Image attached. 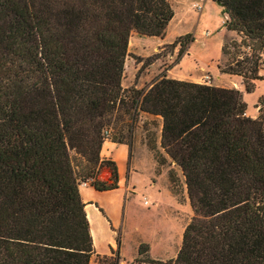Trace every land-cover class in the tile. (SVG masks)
Wrapping results in <instances>:
<instances>
[{
	"label": "trees",
	"instance_id": "trees-1",
	"mask_svg": "<svg viewBox=\"0 0 264 264\" xmlns=\"http://www.w3.org/2000/svg\"><path fill=\"white\" fill-rule=\"evenodd\" d=\"M211 1L239 37L221 46L218 69L251 93L264 80V0ZM173 16L169 0H0V264H90L78 184L118 188L100 150L124 143L111 125L129 133L141 113L161 119L159 147L180 169L193 212L165 264H264V101L250 117L235 88L164 75L147 89L121 86L131 34L164 38ZM193 42L179 37L178 57ZM102 167L108 181L97 179ZM95 256L120 261L113 249ZM134 263L162 264L145 243Z\"/></svg>",
	"mask_w": 264,
	"mask_h": 264
},
{
	"label": "rangeland",
	"instance_id": "rangeland-1",
	"mask_svg": "<svg viewBox=\"0 0 264 264\" xmlns=\"http://www.w3.org/2000/svg\"><path fill=\"white\" fill-rule=\"evenodd\" d=\"M174 17L161 40L141 37L132 33L128 44L121 86L123 89H147L159 76L184 78L203 85L235 88L242 92L247 104V115L258 114V100L264 101V80L255 82V89L247 93L242 78L219 71L218 67L226 63L221 55V46L239 37L228 32L223 21V9L211 0H169ZM198 7H202L199 10ZM191 34L194 42L188 45V54L179 68H173L179 62V45L173 44L179 37ZM259 75L264 79V56ZM123 113V111H120ZM127 119V118H126ZM128 121V120H127ZM128 123L131 124L130 121ZM133 130L111 125L110 137H118L130 147L129 166L137 173L135 176V196L126 201V190L102 194L105 205L116 206L122 200L127 204L123 215L121 210L112 214L120 229L114 233L105 219L94 221L90 217L96 250L105 254L107 244L112 238L121 239L123 249L121 257L130 262L137 251V242L142 239L149 246V256L162 264L175 258L181 244L185 226L193 217L186 194V187L180 169L164 154L159 147L161 119L147 114H140L133 123ZM152 147H155L153 149ZM166 157L164 165L157 163V154ZM170 175L173 178H170ZM83 189V188H81ZM157 190L161 193L158 195ZM123 192V193H122ZM130 196V195H129ZM148 202L144 204V202ZM93 220V221H92ZM115 251V250H114ZM117 252V251H115ZM90 264H101L96 256ZM103 264V263H102Z\"/></svg>",
	"mask_w": 264,
	"mask_h": 264
},
{
	"label": "crops",
	"instance_id": "crops-1",
	"mask_svg": "<svg viewBox=\"0 0 264 264\" xmlns=\"http://www.w3.org/2000/svg\"><path fill=\"white\" fill-rule=\"evenodd\" d=\"M202 10V7L201 9ZM224 14V13H223ZM225 19L223 21V24L227 18V16L224 14ZM174 17V16H173ZM173 19V18H172ZM171 23V21H170ZM169 23V24H170ZM168 28V27H167ZM167 31V30H166ZM152 39L155 40H161L163 38H157V37H151ZM189 49V48H188ZM188 49L186 54L179 60V62H177L173 68H179V66H181V64L183 63V60L185 59L186 56H189L188 54ZM167 78H170L168 76H166ZM171 79H176V80H181V81H187L184 78H171ZM187 82H191V81H187ZM194 83V82H193ZM247 115V113H246ZM248 116V115H247ZM129 152H130V147L128 144L126 143H116L113 142L111 140H106L103 145L102 148L100 150V158L102 160H107V161H111L115 163L116 166V171H117V178H118V188L113 189V190H109V191H104V192H99L96 191L91 184L88 187H85L83 189H79L80 195H81V199L82 202L85 204L84 210L88 219V223H89V230H90V234L92 237V243H93V248H94V252L96 255H109L111 249L118 251L119 255H120V261L119 264H125L128 261L124 260L121 257L122 254V249H123V243H122V236L120 239V244L117 247L116 245V238H112L110 241H108L107 244V252L105 254L100 253L96 250V241L95 238L93 236V232H92V226H91V222H90V217L91 219L93 218L94 221H99V219H105V221L107 222L109 229L111 231H113V235L114 233H116L117 229H120L121 227L119 226V223H115V221L112 218V214L116 212L118 213V210H121L122 214L124 215L127 211V204H125V202L127 203V201H129L132 196H135L134 192H129V188H131L133 191H135L136 189V182H135V176H136V172L133 170L132 167L129 166ZM111 177V170L108 167H102L100 169V172L97 176V179L101 180V181H108ZM122 190H126L127 192V197H126V201L122 202L119 200L118 201V205L116 206H111V205H105L102 201V194L103 193H109V192H118V191H122ZM123 193V192H122ZM161 192L157 190V194L159 195ZM130 195V196H129ZM148 202L146 201V204ZM145 204V202H144ZM92 220V221H93ZM144 243L141 240H139L137 242V249L138 246ZM146 244V243H145ZM137 253V251H136ZM95 254L92 256L94 257ZM137 257L136 256L130 261L133 263L130 264H136L134 263V259Z\"/></svg>",
	"mask_w": 264,
	"mask_h": 264
},
{
	"label": "built area",
	"instance_id": "built-area-1",
	"mask_svg": "<svg viewBox=\"0 0 264 264\" xmlns=\"http://www.w3.org/2000/svg\"><path fill=\"white\" fill-rule=\"evenodd\" d=\"M198 9L200 10L201 7H198ZM93 181L94 180L92 178H88V179H86L84 181H80L79 184H78V187H79V189L88 187ZM145 204H146V202H145Z\"/></svg>",
	"mask_w": 264,
	"mask_h": 264
},
{
	"label": "bare ground",
	"instance_id": "bare-ground-1",
	"mask_svg": "<svg viewBox=\"0 0 264 264\" xmlns=\"http://www.w3.org/2000/svg\"><path fill=\"white\" fill-rule=\"evenodd\" d=\"M93 232V231H92Z\"/></svg>",
	"mask_w": 264,
	"mask_h": 264
}]
</instances>
